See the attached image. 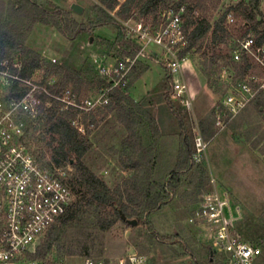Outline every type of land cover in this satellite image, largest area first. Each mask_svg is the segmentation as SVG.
I'll list each match as a JSON object with an SVG mask.
<instances>
[{"label":"rangeland","instance_id":"rangeland-1","mask_svg":"<svg viewBox=\"0 0 264 264\" xmlns=\"http://www.w3.org/2000/svg\"><path fill=\"white\" fill-rule=\"evenodd\" d=\"M179 1L160 3L157 15L159 24L164 16L177 10ZM241 1L264 19V0H208L204 3L206 11L197 10L196 17L206 19L212 27L229 11L226 23L229 36L224 44L213 49L209 47L208 38L201 52L187 54L180 78L188 85L191 110L182 101L172 98V83L168 81L170 73L158 47H153L157 56L140 59L123 90L139 105L136 110L138 142L143 149L150 151V157L155 160L152 180L155 192L162 190L179 164L181 127L174 112L183 119L194 150L198 135L208 143L202 161H194L193 167L181 175L171 201L150 217H144L147 225L131 227L125 221H118L106 231L99 227L97 208L92 206L90 217L87 214L80 221L65 227L57 222L30 248L23 264H86L89 260L117 264L134 254L146 256L152 264H222L223 257L214 246L218 240V226L205 224L203 219L197 218L200 214H196L203 196L215 188L220 189L221 185L226 188L235 186L245 196L244 202L233 197L240 202L242 210L234 208L230 200L229 207L233 209L228 214V220L231 218L228 226L231 231H237L245 241L264 247V108L258 107L262 99L260 94L264 93V67L252 54L246 55L241 51L242 41L249 35L255 36V31L245 26L244 16L234 10ZM256 1H259L258 7ZM34 2L48 6V9L49 4L53 3L64 11H71L72 3H78L85 9L81 15L71 11L78 23L91 26L97 21L99 3L96 0H0V22L21 27L23 24L29 25L30 18L26 15L33 10ZM197 2L199 0H184L183 7H191ZM152 18L150 16L149 20H145L146 23H150ZM258 30H264V20ZM116 36L114 27L91 28L71 41L53 25L38 22L26 39V46L39 53L43 60V69L33 75V80L43 85L57 82L56 78H50L45 72L47 68L55 66L64 67L89 81L87 83L102 78L101 67L111 66L120 59L116 56ZM236 52L240 53L239 61L234 58ZM243 56L251 64L245 77L238 75L232 66L233 61L240 62ZM205 64L209 75L204 73ZM138 75L140 78L136 79ZM253 78L256 82H252ZM245 82L251 83L258 92L251 103L240 111L238 109L234 115L225 107V100L238 83ZM89 90L87 99L99 96L100 89L91 87ZM67 91L71 93L72 90L69 88ZM169 92L174 114L166 99ZM118 117L116 112L110 113L100 120L97 127H91L90 132L85 128L81 132L89 147L84 165L112 190L133 175L132 170L120 165V158L129 153L125 144L129 134ZM156 129L158 133H155ZM32 145L35 150H43V147ZM250 150L260 152V156H254L262 163L259 168L249 161L252 159L248 155ZM244 163L247 167H244ZM62 169L67 173L66 179L76 176L73 164ZM244 186L251 187L255 195L260 193L261 197L253 198L244 191ZM80 203L81 197L75 195L73 204ZM80 205L84 211L89 207L83 202ZM148 225L154 228L159 239L149 231ZM163 238L175 242L164 243ZM47 243L52 247L45 261H33L28 257L29 253H35Z\"/></svg>","mask_w":264,"mask_h":264},{"label":"trees","instance_id":"trees-1","mask_svg":"<svg viewBox=\"0 0 264 264\" xmlns=\"http://www.w3.org/2000/svg\"><path fill=\"white\" fill-rule=\"evenodd\" d=\"M99 4L97 7V21L91 26L78 23L71 11H64L53 3L48 6L40 5L37 2L32 4V11L26 16L29 19V25L14 26L13 23L2 24L0 22V62L6 59L18 60L22 65L21 75L24 78H32L33 75L43 69V60L39 53L34 52L26 46L28 34L33 30L38 22H44L47 25H53L68 40H76L78 36L88 32L91 28L114 27L117 30L115 46L118 51L116 56L123 59L128 55L135 56L136 45L132 44L126 36L125 29L121 21L130 20H149L153 16L151 25H158V7L160 3L171 0H96ZM208 0H199L196 5L184 7V29L187 35L188 47L181 53V57L187 56L191 52H201V49L210 38V48H216L224 44L229 36V30L226 26L228 13L222 15L212 27L206 19L196 17L197 10L206 11L205 6ZM220 1V0H219ZM184 0H180L176 8L179 11L183 8ZM205 3V4H204ZM259 6V1H256ZM118 9V10H117ZM235 11L244 16V24L255 31L256 47L264 48V30H258V26L263 23L262 15H256L244 2H238ZM116 11V12H115ZM115 12V15L112 13ZM28 19V18H27ZM248 29V30H249ZM247 34V33H246ZM244 38V37H243ZM247 38V37H246ZM132 51V52H131ZM131 52V53H130ZM232 59V58H231ZM233 60V59H232ZM233 69L238 75L245 77L251 64L246 56L241 58L240 62L233 61ZM204 73L209 75V70L204 66ZM46 73L50 78H56L50 91L54 95H60L71 88V95L78 98L79 101L88 98L90 88L96 87L98 90L108 87V81L99 78L87 83L86 79L71 73L64 67L47 68ZM140 75L136 79H139ZM168 81L172 83V77L168 76ZM25 89L21 86H15L9 90V94L22 97ZM171 92V91H170ZM166 93V99L169 103L171 112H174L171 102V94ZM85 93V95H84ZM258 104L259 108H264V93ZM49 103L50 106L46 107ZM139 105L122 90H116L110 95L109 103L98 111L84 113L72 107L63 108V105L54 99L43 97L42 112L40 118L34 123L29 122L27 136L30 142L37 147H43L36 150L39 161L43 166L50 169L64 168L68 164H73L76 170V176L66 179V183L71 187L74 195L81 197V203L89 205L86 211L80 204H72L65 216L60 218L58 223L61 227L71 225L81 220L85 215H89L92 206H96L98 212V225L104 231L111 229L121 219L120 211L126 217L137 219L140 225H147L146 218L153 213L162 209L171 201V196L177 192V184L180 177L194 165L195 150L191 146V140L183 119L179 118L181 127L182 151L179 164L171 173L170 179L166 182L161 191L155 192L156 187L153 185V173L156 166L153 157H150V151L143 149L139 143L137 134V117L136 113ZM118 114L119 122L128 131L126 139V148L129 153L120 158V165L126 170H132L133 175L123 181L115 189H110L104 180L92 173L83 163L84 158L89 152L87 141L82 137L78 128L73 125L78 121L87 131L91 127H97L100 120L106 118L110 113ZM173 113V114H174ZM39 133L37 136L36 133ZM157 129L155 133H158ZM75 160V161H73ZM73 161V162H72ZM75 162V163H74ZM111 208V211L109 209ZM149 231L159 239V235L154 228L148 225ZM210 229V228H209ZM164 243H174L175 240L167 238L162 239ZM259 245V244H257ZM261 246L263 249L264 247ZM52 244H43L35 253H29L28 257L33 261H45Z\"/></svg>","mask_w":264,"mask_h":264},{"label":"built area","instance_id":"built-area-1","mask_svg":"<svg viewBox=\"0 0 264 264\" xmlns=\"http://www.w3.org/2000/svg\"><path fill=\"white\" fill-rule=\"evenodd\" d=\"M184 10L183 7L164 16L158 25L146 24L143 20L121 21L129 41L136 45V54L117 59L111 66L101 67L102 79L109 85L102 88L95 99L79 101L69 91L54 95L49 89L54 83L43 85L33 78H24L21 75L22 65L17 59L0 62V264H23L30 248L67 214L74 202L75 195L65 182L67 173L62 168L43 166L27 136L29 122L35 123L41 116L43 97L54 99L63 108L94 112L109 103L111 93L126 88L129 76L140 59L157 56L153 47H158L173 78L172 98L182 101L188 110L192 109L188 85L180 78L183 62L187 59V56L181 57V53L188 47ZM240 47L246 55L256 57L264 67V48L256 47L251 35L242 41ZM234 58L239 61L240 53L236 52ZM252 80L256 82L254 78ZM15 86L26 90L22 97L9 94ZM257 92L251 83H238L224 105L236 115L238 109L240 111L251 103ZM49 106L47 103L46 107ZM221 118L218 117L219 124ZM73 125L84 132L78 121H74ZM194 145L193 158L200 163L208 143L198 135ZM229 204L227 196L214 190L203 196L198 207V219H203L207 225L218 226V240L214 246L223 257L222 264H264V249L245 241L237 231L229 228ZM86 264L103 263L89 260ZM117 264L152 263L146 256L134 254Z\"/></svg>","mask_w":264,"mask_h":264},{"label":"crops","instance_id":"crops-1","mask_svg":"<svg viewBox=\"0 0 264 264\" xmlns=\"http://www.w3.org/2000/svg\"><path fill=\"white\" fill-rule=\"evenodd\" d=\"M248 155L249 156H252V159L251 160H249L250 162H252L253 163V165H257L258 167L257 168H259L260 166H261V161H259V159L258 160H256L255 158H254V156H260L261 154H260V152L258 153V152H256L255 153V151L254 150H250V151H248ZM236 160V159H235ZM244 167H247V165H246V163H244ZM245 181V180H244ZM221 188L220 189H218V188H215L214 190H216L217 192H219L220 194H222L223 196H227L228 197V199L229 200H232V204H233V206H234V208H236L237 210H242V206H240L241 204H240V202H237L233 197H235L236 199L237 198H240V199H243V198H245V196H243V192H241L240 193V190H238L239 188H237V187H233V186H231L230 188H226L225 186H223V185H221L220 186ZM247 189V190H246ZM244 191L246 192V193H250V195H253V198H254V196L256 197V196H258L259 198L261 197V194L260 193H258L257 195H255V193L253 192V189L251 188V187H248V188H246L245 186H244ZM241 196V197H240ZM234 200H235V202H234ZM242 202H244V199H243V201ZM233 209V207L232 206H230V211H229V213H231V210ZM199 213V210H197L196 211V214H198ZM232 216V215H231ZM243 217V216H242ZM242 217H241V220H242ZM231 219V218H230ZM233 219V218H232ZM239 218H238V222H239ZM237 229V228H236ZM235 229V230H236ZM254 244V243H253Z\"/></svg>","mask_w":264,"mask_h":264},{"label":"water","instance_id":"water-1","mask_svg":"<svg viewBox=\"0 0 264 264\" xmlns=\"http://www.w3.org/2000/svg\"><path fill=\"white\" fill-rule=\"evenodd\" d=\"M70 10L76 14L81 15L85 9L78 3H72V5L70 6ZM120 215H121V219L125 221L128 225H130L131 227H136L139 225V222L137 219H128L122 211H120Z\"/></svg>","mask_w":264,"mask_h":264}]
</instances>
